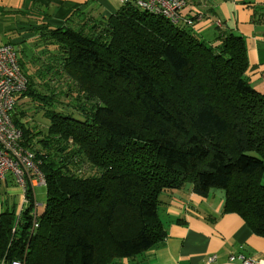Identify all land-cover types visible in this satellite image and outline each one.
Here are the masks:
<instances>
[{
    "label": "trees",
    "instance_id": "16d2710c",
    "mask_svg": "<svg viewBox=\"0 0 264 264\" xmlns=\"http://www.w3.org/2000/svg\"><path fill=\"white\" fill-rule=\"evenodd\" d=\"M86 20L40 29L37 54L19 59L28 84L13 121L47 201L34 214L30 187L20 215L0 214V264L136 259L166 239L163 195L188 188L223 190L222 214L264 237V94L247 79L245 38L216 20L210 44L129 5ZM25 100L45 130L30 126Z\"/></svg>",
    "mask_w": 264,
    "mask_h": 264
},
{
    "label": "crops",
    "instance_id": "0c3cea01",
    "mask_svg": "<svg viewBox=\"0 0 264 264\" xmlns=\"http://www.w3.org/2000/svg\"><path fill=\"white\" fill-rule=\"evenodd\" d=\"M186 1V18L204 14L191 27L202 40L216 35V20L223 23V29L245 38L247 79L264 94V0ZM121 7L117 0H0V46L12 45L19 59L28 62L37 54L34 42L40 37V29L64 27L71 18L75 27L86 19L101 21ZM0 196V214L10 209L20 215L29 206L11 180L0 188ZM34 197L37 201L36 194ZM164 199L168 203L162 211L167 233L164 242L136 259L117 264H241L229 260L239 254L264 261V237L255 235L239 215L222 214L224 193L213 192L203 199L188 188ZM38 207L37 203L34 211L40 215ZM213 256L216 260L209 262Z\"/></svg>",
    "mask_w": 264,
    "mask_h": 264
},
{
    "label": "built area",
    "instance_id": "2783aa9c",
    "mask_svg": "<svg viewBox=\"0 0 264 264\" xmlns=\"http://www.w3.org/2000/svg\"><path fill=\"white\" fill-rule=\"evenodd\" d=\"M122 6H134L143 12L160 15L173 25L185 24L194 26L193 20L184 16L186 0H117ZM217 25H221L218 22ZM27 78L22 72L19 56L10 44L0 46V188L11 176L21 189L24 202L30 187H46V180L41 173L36 155L22 145L23 134L15 125L13 115L17 105V97L27 90ZM35 195V194H34ZM29 205V203H28ZM37 201L35 202V210ZM35 214V211H34ZM38 227L37 221L34 229ZM216 256L209 259L214 262ZM231 262L241 264H264L263 260L248 258L243 254L229 258ZM6 264V263H3ZM10 264H24L15 261Z\"/></svg>",
    "mask_w": 264,
    "mask_h": 264
},
{
    "label": "rangeland",
    "instance_id": "374dc122",
    "mask_svg": "<svg viewBox=\"0 0 264 264\" xmlns=\"http://www.w3.org/2000/svg\"><path fill=\"white\" fill-rule=\"evenodd\" d=\"M189 30L190 29H188V31ZM213 36H214V34H212L211 39H205L203 41L212 44L215 42V36L214 37ZM24 58L26 60L29 59L27 56H25ZM34 66H35V68L39 67V65H34ZM23 104H25L24 111L27 112V119H28L27 121L29 122L30 126L37 127L38 129L41 128V129L45 130V128L47 127V122L45 121V118L42 117L40 114L36 115L33 104L27 102L26 100ZM8 180H13V179L10 176ZM214 192L215 193H221V192L224 193L223 190H215ZM35 194H36L37 203L40 205V207H38V213L42 214L45 210L46 201H47V189H46V187H37L35 189ZM165 196L166 195H163V199ZM0 198H2V197L0 196ZM1 211L3 212L5 210L3 209ZM161 214H164V213H161Z\"/></svg>",
    "mask_w": 264,
    "mask_h": 264
}]
</instances>
